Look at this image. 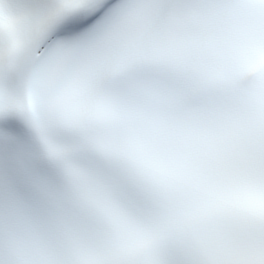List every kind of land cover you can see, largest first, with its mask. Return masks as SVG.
Instances as JSON below:
<instances>
[{
  "label": "snow or ice",
  "instance_id": "6c2138e0",
  "mask_svg": "<svg viewBox=\"0 0 264 264\" xmlns=\"http://www.w3.org/2000/svg\"><path fill=\"white\" fill-rule=\"evenodd\" d=\"M0 264H264V0H0Z\"/></svg>",
  "mask_w": 264,
  "mask_h": 264
}]
</instances>
